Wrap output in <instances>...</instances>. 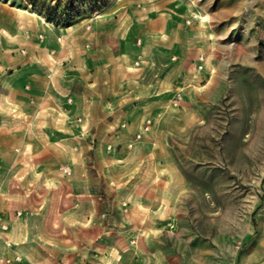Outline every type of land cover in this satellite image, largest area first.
Here are the masks:
<instances>
[{"label": "crops", "instance_id": "obj_1", "mask_svg": "<svg viewBox=\"0 0 264 264\" xmlns=\"http://www.w3.org/2000/svg\"><path fill=\"white\" fill-rule=\"evenodd\" d=\"M148 22L145 56L134 59L142 67L131 74L124 50H104L95 28L86 50L39 21L37 33L21 31L34 42L27 56L12 54L17 34L0 37V216L8 226L0 224V264L155 263L149 245L161 232L156 221L167 220L169 126L181 128L191 94L219 83L200 85L199 71V87L189 81L188 61L199 63L201 52L188 45L198 38L177 35L171 20L155 37ZM135 235L148 237L146 248L130 244Z\"/></svg>", "mask_w": 264, "mask_h": 264}, {"label": "rangeland", "instance_id": "obj_2", "mask_svg": "<svg viewBox=\"0 0 264 264\" xmlns=\"http://www.w3.org/2000/svg\"><path fill=\"white\" fill-rule=\"evenodd\" d=\"M235 2L0 0V37L17 34L19 48L12 54L22 56L34 52V42L21 31L37 33L39 21L61 37H75L86 50L95 31L104 50H124L130 74L142 67L134 59L145 56L147 21L160 32L155 37L171 20L177 35L198 38L188 45L201 52L199 63L188 61L189 81L199 71L205 73L200 85L217 78L219 87L191 94L181 128L169 126L167 220L156 221L161 232L150 241L154 264H264V0H241L239 11ZM88 158L95 163L93 155ZM114 203L106 208L110 216ZM123 206L128 214V204ZM147 239L135 235L129 242L146 248Z\"/></svg>", "mask_w": 264, "mask_h": 264}, {"label": "built area", "instance_id": "obj_3", "mask_svg": "<svg viewBox=\"0 0 264 264\" xmlns=\"http://www.w3.org/2000/svg\"><path fill=\"white\" fill-rule=\"evenodd\" d=\"M139 44H141V42H140ZM175 105H177V104L175 103ZM147 131H149V128H148V127H145V128H144V132H147ZM142 136H143V134H138V135L136 136V141L141 140V139H142ZM132 146H133L132 144L129 145V148H132ZM60 170H61L66 176H70V175L72 174L71 169H70L69 167H61ZM0 224H1L2 229H3L4 231H7V230H8V226H7L6 224L3 223V219H2V217H0Z\"/></svg>", "mask_w": 264, "mask_h": 264}]
</instances>
